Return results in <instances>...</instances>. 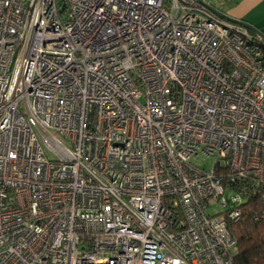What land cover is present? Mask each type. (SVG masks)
Here are the masks:
<instances>
[{"label": "built area", "instance_id": "obj_1", "mask_svg": "<svg viewBox=\"0 0 264 264\" xmlns=\"http://www.w3.org/2000/svg\"><path fill=\"white\" fill-rule=\"evenodd\" d=\"M215 8L0 0V264H234L264 38Z\"/></svg>", "mask_w": 264, "mask_h": 264}, {"label": "trees", "instance_id": "obj_2", "mask_svg": "<svg viewBox=\"0 0 264 264\" xmlns=\"http://www.w3.org/2000/svg\"><path fill=\"white\" fill-rule=\"evenodd\" d=\"M263 207L264 203L254 197L243 205V214L239 220L229 221L230 231L238 247L233 257L234 264H264V216L255 218V211Z\"/></svg>", "mask_w": 264, "mask_h": 264}, {"label": "crops", "instance_id": "obj_3", "mask_svg": "<svg viewBox=\"0 0 264 264\" xmlns=\"http://www.w3.org/2000/svg\"><path fill=\"white\" fill-rule=\"evenodd\" d=\"M214 1L218 7L220 6L224 12L233 18L248 22L264 33V0Z\"/></svg>", "mask_w": 264, "mask_h": 264}, {"label": "water", "instance_id": "obj_4", "mask_svg": "<svg viewBox=\"0 0 264 264\" xmlns=\"http://www.w3.org/2000/svg\"><path fill=\"white\" fill-rule=\"evenodd\" d=\"M220 16L230 20V21H233V22H236V23H239L241 25H244L250 29H252L254 32L258 33L259 35L263 36L264 37V33L261 32L259 29H257L255 26H253L252 24L248 23V22H245L243 20H240V19H236V18H233L232 16H230L229 14L219 10V9H214Z\"/></svg>", "mask_w": 264, "mask_h": 264}, {"label": "rangeland", "instance_id": "obj_5", "mask_svg": "<svg viewBox=\"0 0 264 264\" xmlns=\"http://www.w3.org/2000/svg\"><path fill=\"white\" fill-rule=\"evenodd\" d=\"M199 162L206 163V166L207 167H210L212 165V163H213V158H204V157H201L199 159Z\"/></svg>", "mask_w": 264, "mask_h": 264}]
</instances>
